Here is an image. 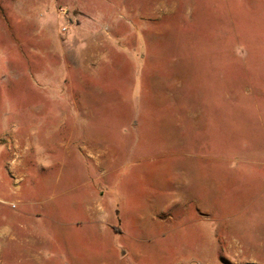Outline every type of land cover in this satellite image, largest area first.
I'll use <instances>...</instances> for the list:
<instances>
[{"label": "rangeland", "instance_id": "rangeland-1", "mask_svg": "<svg viewBox=\"0 0 264 264\" xmlns=\"http://www.w3.org/2000/svg\"><path fill=\"white\" fill-rule=\"evenodd\" d=\"M88 189L133 264H264V0H0V264Z\"/></svg>", "mask_w": 264, "mask_h": 264}, {"label": "crops", "instance_id": "crops-1", "mask_svg": "<svg viewBox=\"0 0 264 264\" xmlns=\"http://www.w3.org/2000/svg\"><path fill=\"white\" fill-rule=\"evenodd\" d=\"M38 195L34 204L37 213L19 215V218L35 222L37 229L35 228L34 231L37 234L32 231L33 229L28 228L29 237L25 239L26 224L21 220L15 225L16 231L13 232V241L20 247L25 242L29 243L30 249L33 246L40 248L39 246L42 245V248L37 251L30 250L25 254L28 256V262L33 264H133L128 258L142 257L143 251L137 252L131 246L117 243L118 234L124 236L126 233L124 218L121 217L118 220L114 212L105 207V199L95 189H88L84 200L80 203L72 202L71 209L80 211L74 216H65L68 208L63 202L62 206L49 203L46 194L38 192ZM67 198H70L69 194ZM26 204L27 208H32L31 202ZM71 218L73 221H68ZM42 227L50 231L45 234L41 231ZM150 228L153 232L149 233V226H147L145 233L137 240L143 248L150 243L151 247H159V242H163L166 238V234L160 231L158 226ZM100 239H102L101 243ZM102 243L104 244L101 245ZM160 254V257L164 256L163 250ZM24 259L22 253L18 258L16 257L15 264H22Z\"/></svg>", "mask_w": 264, "mask_h": 264}]
</instances>
